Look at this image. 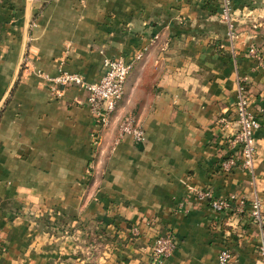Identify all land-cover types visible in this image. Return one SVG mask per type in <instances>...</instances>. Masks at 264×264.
I'll return each mask as SVG.
<instances>
[{
    "label": "crops",
    "instance_id": "0c3cea01",
    "mask_svg": "<svg viewBox=\"0 0 264 264\" xmlns=\"http://www.w3.org/2000/svg\"><path fill=\"white\" fill-rule=\"evenodd\" d=\"M257 3L252 16L264 21ZM244 40H227L216 0H0V264H150L167 231L176 247L161 264H219L222 250L228 264H262L249 205L259 199L264 216V66L242 58ZM139 52L103 131L83 89L56 97L43 77L96 83L107 60ZM239 76L254 84L260 123L253 179L221 169L238 151L228 141ZM129 114L142 144L116 142ZM198 191L243 199V215L212 211ZM43 208L57 212L48 227L29 218ZM63 211L95 221L92 245L72 224L55 232Z\"/></svg>",
    "mask_w": 264,
    "mask_h": 264
},
{
    "label": "built area",
    "instance_id": "2783aa9c",
    "mask_svg": "<svg viewBox=\"0 0 264 264\" xmlns=\"http://www.w3.org/2000/svg\"><path fill=\"white\" fill-rule=\"evenodd\" d=\"M222 3L224 13L227 12L230 0H219ZM227 36L233 39L232 31H228ZM144 54L139 52L135 59L125 61L122 58H114L106 61V69L101 79L96 83L86 82L77 73L60 70L55 77L43 76L49 85L51 95L60 97L62 92L68 87H78L87 93V106L96 125L105 130L116 113L119 104L125 95V86L128 77L134 69V62L140 61ZM39 75V73H38ZM241 88L238 87L237 103L235 107V125L232 137L228 144L230 148L237 149L233 155L229 156L221 164V169L230 172L239 168L245 171L251 178H254V168L257 154L256 132L260 128L259 121L252 117L248 110L247 101L242 95ZM220 125L227 127L229 122L225 118L218 120ZM124 137H130L135 144H142L145 141V133L131 114L124 116L118 126L116 142ZM196 198L206 201L212 211L220 214H227L232 211L228 205V199L214 198L208 191H198ZM235 211L243 212L246 206L245 201L234 200ZM249 217L259 230L260 243L258 253L261 262L264 264V216L261 213L260 201L255 198L250 202ZM136 233V230H134ZM176 247L173 234L170 231L156 237L151 253L150 264H161L162 261L170 257ZM231 255L228 250H222L218 255L219 264H228Z\"/></svg>",
    "mask_w": 264,
    "mask_h": 264
},
{
    "label": "rangeland",
    "instance_id": "374dc122",
    "mask_svg": "<svg viewBox=\"0 0 264 264\" xmlns=\"http://www.w3.org/2000/svg\"><path fill=\"white\" fill-rule=\"evenodd\" d=\"M237 2H238V6H237ZM257 2L258 0H230L229 8L227 12L224 13L222 3L219 0H216L219 21L225 27L227 40L231 41L230 38L227 36V33L230 30L232 31L233 42L234 40H236L237 36H242L243 38H245L243 43L246 49L242 52V58L245 59L246 61H252L254 63V68H261L262 66H264V53L262 52V47L264 46V26H263L264 21L263 19H257V18L254 19L251 13L255 10H260L262 8V6H260ZM241 7L245 10V13L238 14V12L241 13V10L239 11ZM241 33L243 35H241ZM237 80H238L237 90H236L237 96H238V87H239L242 89V91L239 92L242 93V95L247 101L250 115L256 118L257 120H259L257 114L252 110L251 89L252 88L253 90L255 89L254 84L250 82L249 77L239 76ZM5 101L1 105L0 110L4 108ZM236 103H235V107H236ZM123 117H121L118 120L117 132H118V126L120 120ZM99 134H102L101 131ZM27 208H29V206ZM29 212L33 213V211H29ZM63 212L66 214H63L64 217H62L63 219L62 223L61 225L59 224L60 227L57 228L58 230L56 229L57 231L55 232H57V234L59 233L58 235L69 234L72 229L70 224H72L74 228H77L75 234L79 233L78 235L80 236L82 235L85 238L84 239L85 243L91 241V245H92V243H94V240L98 236L96 235L95 231H93V230H97V228H95L96 227L95 221H88L86 218H83V214L79 215V213H67V211H63ZM56 213L57 212L54 210V208L51 209L43 208L37 213V216L35 218H33L32 214H30L29 216V213L25 215L29 216V218L32 220L31 222L34 221L33 223L37 222L38 224L42 223V225L48 227L49 224L54 221L52 220V217H54ZM85 245L90 246L89 244H85Z\"/></svg>",
    "mask_w": 264,
    "mask_h": 264
},
{
    "label": "trees",
    "instance_id": "16d2710c",
    "mask_svg": "<svg viewBox=\"0 0 264 264\" xmlns=\"http://www.w3.org/2000/svg\"><path fill=\"white\" fill-rule=\"evenodd\" d=\"M228 205H229L230 208H232V211H230V212H231L230 214H237V215H239V216L243 215V214H242L243 212H241V213H237V212L235 211V207H234V202H233V201H228ZM230 214H229V215H230Z\"/></svg>",
    "mask_w": 264,
    "mask_h": 264
}]
</instances>
